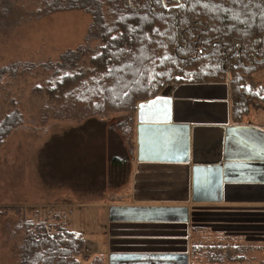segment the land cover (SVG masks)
Returning a JSON list of instances; mask_svg holds the SVG:
<instances>
[{
    "label": "trees",
    "instance_id": "16d2710c",
    "mask_svg": "<svg viewBox=\"0 0 264 264\" xmlns=\"http://www.w3.org/2000/svg\"><path fill=\"white\" fill-rule=\"evenodd\" d=\"M45 5L49 12L78 10L91 18L83 44L42 64L53 77L39 87L55 117L88 125L94 118L115 121L119 143L102 186L123 183L138 104L167 87L227 82L236 122L264 109V0H45ZM19 122L17 111L0 120V145ZM8 209L18 208L0 207V216ZM64 223L62 216L54 222L24 220L18 264H80L88 242ZM249 245L200 237L193 253L196 262L241 264ZM90 264L105 262L97 256Z\"/></svg>",
    "mask_w": 264,
    "mask_h": 264
},
{
    "label": "crops",
    "instance_id": "0c3cea01",
    "mask_svg": "<svg viewBox=\"0 0 264 264\" xmlns=\"http://www.w3.org/2000/svg\"><path fill=\"white\" fill-rule=\"evenodd\" d=\"M131 139L123 183L80 233L89 264H197L201 233L264 264V109L236 122L227 82L180 83L138 104Z\"/></svg>",
    "mask_w": 264,
    "mask_h": 264
},
{
    "label": "rangeland",
    "instance_id": "374dc122",
    "mask_svg": "<svg viewBox=\"0 0 264 264\" xmlns=\"http://www.w3.org/2000/svg\"><path fill=\"white\" fill-rule=\"evenodd\" d=\"M0 20V120L13 111L20 115L0 145V207L18 208L0 216V264H18L24 220L54 222L62 216L69 230L91 239V204L116 192L102 182L119 140L111 118H94L88 125L55 117L41 89L52 76L42 64L83 44L90 16L49 12L45 0H0ZM96 44L92 40V48ZM89 251L78 257L80 264H89Z\"/></svg>",
    "mask_w": 264,
    "mask_h": 264
},
{
    "label": "built area",
    "instance_id": "2783aa9c",
    "mask_svg": "<svg viewBox=\"0 0 264 264\" xmlns=\"http://www.w3.org/2000/svg\"><path fill=\"white\" fill-rule=\"evenodd\" d=\"M88 254H89V251L87 249H85L82 255L85 258Z\"/></svg>",
    "mask_w": 264,
    "mask_h": 264
}]
</instances>
